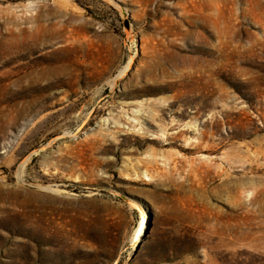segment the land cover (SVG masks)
Returning a JSON list of instances; mask_svg holds the SVG:
<instances>
[{
  "label": "rangeland",
  "instance_id": "374dc122",
  "mask_svg": "<svg viewBox=\"0 0 264 264\" xmlns=\"http://www.w3.org/2000/svg\"><path fill=\"white\" fill-rule=\"evenodd\" d=\"M0 264H264V0H0Z\"/></svg>",
  "mask_w": 264,
  "mask_h": 264
},
{
  "label": "bare ground",
  "instance_id": "6f19581e",
  "mask_svg": "<svg viewBox=\"0 0 264 264\" xmlns=\"http://www.w3.org/2000/svg\"><path fill=\"white\" fill-rule=\"evenodd\" d=\"M125 70H127V69H125ZM42 190H44V189L42 188ZM142 215H143V217H142L141 223H140V225H139V227L135 233V236H134V243H135L134 247L135 248H140V246L142 245V234L143 235L146 234L145 224L148 223V216H147L146 212H144ZM137 243H139V244H137Z\"/></svg>",
  "mask_w": 264,
  "mask_h": 264
}]
</instances>
